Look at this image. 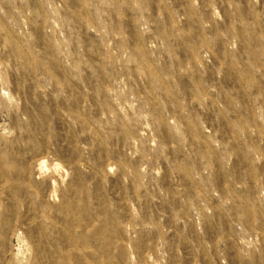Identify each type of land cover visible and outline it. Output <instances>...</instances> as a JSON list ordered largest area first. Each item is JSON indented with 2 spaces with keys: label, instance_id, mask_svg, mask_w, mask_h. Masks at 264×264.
<instances>
[{
  "label": "rangeland",
  "instance_id": "1",
  "mask_svg": "<svg viewBox=\"0 0 264 264\" xmlns=\"http://www.w3.org/2000/svg\"><path fill=\"white\" fill-rule=\"evenodd\" d=\"M0 264H264V0H0Z\"/></svg>",
  "mask_w": 264,
  "mask_h": 264
}]
</instances>
